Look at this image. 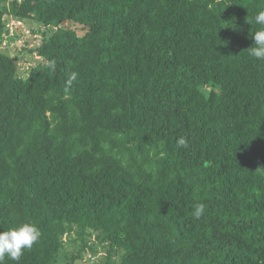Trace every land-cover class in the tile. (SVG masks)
Segmentation results:
<instances>
[{"label": "trees", "instance_id": "trees-1", "mask_svg": "<svg viewBox=\"0 0 264 264\" xmlns=\"http://www.w3.org/2000/svg\"><path fill=\"white\" fill-rule=\"evenodd\" d=\"M262 9L0 0V231L41 232L19 264H61L68 243L66 264L99 246L97 264H264ZM13 22L51 33L14 55Z\"/></svg>", "mask_w": 264, "mask_h": 264}, {"label": "clouds", "instance_id": "clouds-1", "mask_svg": "<svg viewBox=\"0 0 264 264\" xmlns=\"http://www.w3.org/2000/svg\"><path fill=\"white\" fill-rule=\"evenodd\" d=\"M248 23H250L247 20ZM255 22L262 26L260 30L251 33L254 40L253 45L248 48L249 55L258 60H264V9L259 10L255 15ZM226 43V42H223ZM50 69L55 70L56 61L53 59L47 65ZM76 78V73H72L71 79ZM180 146L186 147V141L180 139ZM205 210L204 204H197L194 208V215L198 219ZM41 232L39 228L31 223H22L8 230L0 231V264H3L5 257L16 261L19 264L20 258L25 250H30L39 240Z\"/></svg>", "mask_w": 264, "mask_h": 264}, {"label": "rangeland", "instance_id": "rangeland-1", "mask_svg": "<svg viewBox=\"0 0 264 264\" xmlns=\"http://www.w3.org/2000/svg\"><path fill=\"white\" fill-rule=\"evenodd\" d=\"M12 26V32L17 29V32L15 35H17V40L15 42L9 43L6 41L4 44V48L6 52H11L12 54H19L21 46H24L26 43H28L29 49H35L37 48L43 39V34L46 33L47 35H50L51 31L50 29H45L41 27L38 24L35 23H25V24H18V23H11ZM79 32L80 35L83 34L84 30L81 27H74ZM33 30H40V34H33ZM23 60H26L27 62L23 63L24 70H26V67H34L36 66L37 62L40 60L36 55H28L25 54ZM29 64V65H26ZM23 71V69H22ZM77 246L73 244H67L65 249V255L62 256L61 264H66L67 259H65L66 255H70L71 253H75L77 251ZM105 256V248L99 246V254L97 256H93L91 253H86L83 257V260L78 261V264H97L99 259L102 258L101 256Z\"/></svg>", "mask_w": 264, "mask_h": 264}]
</instances>
